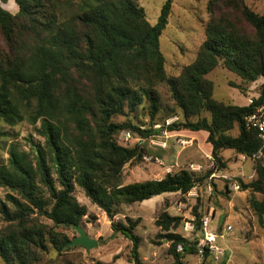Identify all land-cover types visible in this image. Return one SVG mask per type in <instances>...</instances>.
<instances>
[{
	"label": "trees",
	"instance_id": "1",
	"mask_svg": "<svg viewBox=\"0 0 264 264\" xmlns=\"http://www.w3.org/2000/svg\"><path fill=\"white\" fill-rule=\"evenodd\" d=\"M15 1L16 13L0 4V121L10 126L39 123L36 132L45 142L31 143L30 152L13 144L7 162L0 163V188L8 190L0 199V258L5 264H35L49 246L59 254L69 249V238L57 229L82 226L87 215V207L74 195L76 187L113 219L122 204L189 193L214 170L226 168L225 150L247 159L259 150L260 139L248 129L246 116L263 98L264 84L259 98L240 106L214 98V83L207 77L223 64L245 83L264 78V13L251 9L247 0L208 2L206 38L195 60L177 76L167 74L159 41L172 0L165 1L155 25L136 0ZM161 84L182 113L166 129L207 132L216 169H182L162 179L125 184L126 164L147 152L138 143L120 144L116 136L128 131L147 139L161 130L143 128L129 118L114 119L145 105L154 121L163 110ZM236 127L238 133L232 135ZM238 183L241 191L253 192L249 205L263 222L264 200L256 196L264 194L262 163L256 164L253 180L238 178ZM139 222L113 221L112 229L132 242L135 264H145L135 234ZM156 224L166 232L178 260L179 246L184 253L197 254L199 240L189 242L171 232L179 217L163 213Z\"/></svg>",
	"mask_w": 264,
	"mask_h": 264
},
{
	"label": "rangeland",
	"instance_id": "2",
	"mask_svg": "<svg viewBox=\"0 0 264 264\" xmlns=\"http://www.w3.org/2000/svg\"><path fill=\"white\" fill-rule=\"evenodd\" d=\"M143 7L148 21L155 25L166 0H136ZM210 0H172V8L167 27L160 36V50L165 58V68L169 76H177L182 68L192 63L201 44L206 38L205 26L210 15L207 10ZM248 6L257 13H264V0H247ZM248 32L251 28L244 25ZM214 83V98L235 104L248 105L251 99L261 94L264 78L252 83H245L236 73L219 64L208 76ZM163 103V110L156 119L151 120L148 109L141 106L129 116H119L114 120L123 122L131 119L143 128H154L159 131L147 139L131 134L126 139L120 132L117 141L128 147L140 144L146 150L141 160L133 161L123 169L125 184L162 179L169 172L190 169L191 165L200 166L197 173H206L216 169L211 147L205 137L207 132L192 133L188 131L170 132L166 126L182 118V113L171 100L167 87L158 86ZM204 116L209 117L208 113ZM155 124H154V123ZM40 124L31 125L24 121L10 126L0 121V163H6L8 150L16 145L21 151L30 152L31 143L44 145V138L37 132ZM163 126L162 128H160ZM128 132V131H126ZM237 135L236 127L230 132ZM226 163L223 170H214L210 177L198 184L187 194L165 193L133 204H122L118 207L113 219L93 204L84 191L76 187L74 195L80 204L87 207L82 227L87 234L98 241V246L87 250L82 246H71L59 254L49 246L35 264H135L132 258V242L112 229V222L127 223V218L139 219L135 234L140 239L139 257L145 264H264V220L261 222L249 205L251 190H232L230 184L238 183V178L249 182L256 177L255 165L250 158L243 159L241 154L232 150L222 152ZM8 190L0 188V199H5ZM260 200L264 194L257 193ZM163 213L180 218V224L171 232L180 234L189 242L202 237L201 220L211 217V229L219 235L218 243L224 251L219 256L209 254L204 260L198 254L184 253L179 260L171 251V242L156 221ZM45 224L53 223L41 218ZM198 222L200 223L198 225ZM71 241L78 236L75 229L58 228ZM217 257V258H216ZM0 264H5L0 258Z\"/></svg>",
	"mask_w": 264,
	"mask_h": 264
},
{
	"label": "built area",
	"instance_id": "3",
	"mask_svg": "<svg viewBox=\"0 0 264 264\" xmlns=\"http://www.w3.org/2000/svg\"><path fill=\"white\" fill-rule=\"evenodd\" d=\"M260 94L249 102L252 103L254 99L259 98ZM246 125L249 130L255 131L260 139L261 146L259 150L250 158L255 165L254 173L256 172V164L260 161L264 166V96L261 101L255 106L254 110L246 116ZM123 136L128 139L131 137L130 132H123ZM245 159L244 155H240ZM191 168L194 171H198L200 166L191 165ZM213 174L212 176H214ZM230 188L232 190L238 191L240 189V185L237 182L230 184ZM201 228H202V237L198 241L196 245L197 254L203 257L205 254L211 253L215 256H219L223 253V249L220 248L218 239L220 235L213 229H211V217L205 216L201 220ZM182 249L181 246L178 247ZM217 258V257H216Z\"/></svg>",
	"mask_w": 264,
	"mask_h": 264
},
{
	"label": "water",
	"instance_id": "4",
	"mask_svg": "<svg viewBox=\"0 0 264 264\" xmlns=\"http://www.w3.org/2000/svg\"><path fill=\"white\" fill-rule=\"evenodd\" d=\"M73 228L77 231L78 236L74 237L67 244L68 247L82 246L87 248V250H91L98 246V241L95 240L94 238H91L82 226L74 225Z\"/></svg>",
	"mask_w": 264,
	"mask_h": 264
},
{
	"label": "crops",
	"instance_id": "5",
	"mask_svg": "<svg viewBox=\"0 0 264 264\" xmlns=\"http://www.w3.org/2000/svg\"><path fill=\"white\" fill-rule=\"evenodd\" d=\"M0 4L2 5L3 8L9 10L12 13H16L19 9L15 0H8L6 3L0 0ZM205 137L207 136L205 135Z\"/></svg>",
	"mask_w": 264,
	"mask_h": 264
}]
</instances>
